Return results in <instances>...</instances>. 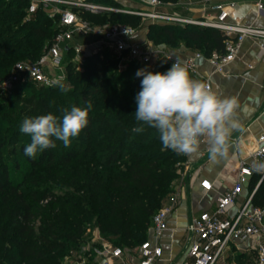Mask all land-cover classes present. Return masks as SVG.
I'll use <instances>...</instances> for the list:
<instances>
[{
    "label": "trees",
    "instance_id": "16d2710c",
    "mask_svg": "<svg viewBox=\"0 0 264 264\" xmlns=\"http://www.w3.org/2000/svg\"><path fill=\"white\" fill-rule=\"evenodd\" d=\"M69 8L95 25L120 23L141 28L131 14ZM27 10L25 0H0V79L8 77L18 62L37 61L59 31L57 15L50 18L42 8L33 14ZM146 29L147 40L155 46L174 50L183 43L205 55L224 52L225 37L216 29L170 24H149ZM72 57L69 48V62L64 63L70 83L67 92L31 81L16 84L7 94L0 92V159L18 149L26 167L16 181L8 178L5 168L1 172L0 264H61L67 249L79 246L88 224L115 247L139 246L147 239L152 216L184 170L186 157L165 149L157 129L143 125L142 132L133 131L141 126L134 113L143 79L135 74L143 68L163 73L164 66L129 63L119 70L111 55L105 60L93 55L85 57L79 67L70 61ZM88 102L92 104L88 124L71 138L72 147L52 137L56 147L37 152L34 158L25 155L31 143V137L20 131L25 118L49 113L62 117L65 109L85 108ZM24 103H33L27 112ZM259 181L253 175L249 191L256 188L252 204L264 208V180ZM49 185L65 191L54 193Z\"/></svg>",
    "mask_w": 264,
    "mask_h": 264
},
{
    "label": "built area",
    "instance_id": "2783aa9c",
    "mask_svg": "<svg viewBox=\"0 0 264 264\" xmlns=\"http://www.w3.org/2000/svg\"><path fill=\"white\" fill-rule=\"evenodd\" d=\"M25 1L28 2V14L35 13L39 8L46 11L54 9V12L49 13L48 16L50 18L56 15L59 17V31L37 61L18 62L13 66L8 77L0 79L2 94H7L16 84L25 81L45 87L53 86L51 81L66 76L64 63L69 48L73 51L70 61L78 65L82 62V57L95 55L102 58V53L108 50L117 61L118 69L121 70L129 63H134L151 68L162 65L166 72L174 61L180 60L188 67L193 78L203 80L210 86L211 74L201 73L199 68L201 61L211 66L212 73H222L224 67L235 58L246 38L259 41L262 54H264V27L244 25L234 15L237 4L242 0H201L203 16L199 19L158 12L154 9L159 8V0H147L148 5L154 8L148 13L127 12L131 15H143L152 21L161 23L194 25L220 31L225 37L224 52H212L209 55L198 50L181 55L152 43L141 42L140 28L120 23L95 25L81 19L69 8L77 6L92 11L108 10L89 0ZM62 6H67V8H62ZM256 7L259 12H264L262 0L256 2ZM75 35L93 36L98 40L70 47L69 43ZM184 156L187 159L188 155ZM250 157L264 162V134L258 138V147L250 154ZM186 163L187 160L185 165ZM185 165L183 172H185ZM181 175L174 182L173 192L165 200L168 203L162 205L152 216L147 239L132 249L115 247L110 243L102 244L97 251L99 264H157L160 262L163 252L158 240L167 230L168 217L179 199ZM252 176L253 170L246 165V159L240 160L236 180L218 197L215 209L212 212L199 213L188 226L189 241L184 259L174 264H225L230 256L236 253L242 254V246L247 242H250V246L246 249L254 253V261L251 264H264V208L252 204L256 188L237 205L239 196L244 187L249 184ZM262 179H264V173L260 181ZM200 185L205 192L212 189V184L207 180H203ZM231 208H236L233 214H230Z\"/></svg>",
    "mask_w": 264,
    "mask_h": 264
},
{
    "label": "crops",
    "instance_id": "0c3cea01",
    "mask_svg": "<svg viewBox=\"0 0 264 264\" xmlns=\"http://www.w3.org/2000/svg\"><path fill=\"white\" fill-rule=\"evenodd\" d=\"M200 1L197 0V7H194L192 16L183 17L202 18ZM257 1L242 0L237 4L234 15L242 24L264 27V12L257 10ZM97 40L90 36L81 44H89ZM140 41L151 43L147 40L146 27L140 28ZM69 46L71 47V42ZM260 47L259 41L246 38L235 58L224 67L222 73H212V68L207 62L199 63L202 74H211V86L214 91L222 96L234 97L238 101L234 118L239 128L232 132L229 154L226 158L210 160L207 144L203 138L200 151L188 155L185 172L181 175L179 199L168 217L167 230L158 240L163 254L157 264H174L184 259L189 241L188 226L199 213L212 212L215 209L218 197L236 180L240 160L246 159V165L253 170L254 176L261 178L264 173V171L256 170V164L262 162L250 157V154L258 147V138L264 134V54ZM161 48L172 50L166 46ZM173 51L187 55L195 50L180 47ZM203 180L212 184L211 191L203 190L200 185ZM249 184L244 187L237 205L250 194ZM167 203L168 201H165L163 205ZM235 209L231 208L230 214H233ZM249 246L250 242L243 244L242 254L254 256L250 249H246ZM253 261L254 259L251 263Z\"/></svg>",
    "mask_w": 264,
    "mask_h": 264
},
{
    "label": "clouds",
    "instance_id": "9594fccd",
    "mask_svg": "<svg viewBox=\"0 0 264 264\" xmlns=\"http://www.w3.org/2000/svg\"><path fill=\"white\" fill-rule=\"evenodd\" d=\"M135 75L143 79L135 98L134 113L141 126L134 128V132H142L143 125L155 128L165 149L183 155L199 152L203 138L210 160L228 156L232 132L239 128L234 118L238 107L236 98L222 96L208 83L193 78L180 60L174 61L166 72L143 68ZM63 81L64 77H59L51 84L67 92L70 89ZM91 107L88 102L85 108L65 109L62 117L49 113L25 118L20 131L31 137V143L24 149L25 155L34 158L37 152L56 147L52 137L62 141L65 147L70 146L71 138L79 136L87 126ZM256 170L264 171V162L256 164Z\"/></svg>",
    "mask_w": 264,
    "mask_h": 264
},
{
    "label": "rangeland",
    "instance_id": "374dc122",
    "mask_svg": "<svg viewBox=\"0 0 264 264\" xmlns=\"http://www.w3.org/2000/svg\"><path fill=\"white\" fill-rule=\"evenodd\" d=\"M2 1H13V0H2ZM98 2L99 3L97 4L108 9V10H103V11H108V12L118 13V14H128L127 13L128 11L145 14V13H148L150 10L154 9L148 5L147 0H99ZM196 2L197 0H179L176 3H167V2L160 1L159 8H156L154 10L161 12V13H165V14H179L181 16H192V14H194V11H193L194 7L195 6L197 7ZM115 3L118 4L119 6H115ZM98 11H101V10H98ZM51 12H54V9H51V10L47 9L46 11L47 14ZM132 16L137 18V20H134V21L136 25L139 27H146L149 24H166V25L170 24V23H161L159 21H152L150 18H147L143 15H132ZM170 25L185 26V25H179V24H170ZM89 38L90 36L75 35L74 39L71 41V46H75L77 43L79 44L84 43ZM180 47H185V46L182 43V44H179V46H177V48H180ZM173 48H175V46ZM111 54L112 53L107 50L106 53H102V58L105 60L106 56H110ZM84 58L85 57L81 58L82 61L84 60ZM68 59L69 58H65V63L69 62ZM78 66L82 67L81 63ZM126 66L124 67V69L126 68ZM63 82L65 86H70V83L67 82L65 77H64ZM32 104L29 105L28 103H24L23 108L25 112L29 111L32 108ZM27 138L28 137H25L24 139L27 140ZM1 140L2 139L0 138V141ZM2 142L5 144L3 148L4 149L8 148L6 147V143L4 142V140ZM69 147H72V143L70 144ZM16 165H18L17 169H16ZM0 168H1L0 176L2 174L1 173L2 169L5 168L8 178L16 181L19 178H21L20 177L21 172L22 170L26 168L25 158L22 156V154L19 153L18 149L16 153L12 155L11 157H7L3 154V156L0 159ZM40 169L42 168L39 167L37 170L40 171ZM26 184L28 183L26 182ZM49 186H51L52 187L51 190L57 194H63L65 191V190L57 189L56 187L52 185H49ZM21 191L25 194L24 187H22ZM26 198H28V196H26ZM37 226H38V222H36V227ZM84 229H85L84 234H83L82 239L80 240L81 242H79V246L76 248L74 247L73 249H70V248L67 249V253L63 256L62 260L60 261L61 264H78L79 262H82L83 264H99L100 263L97 251L101 248L102 244L109 243V242L101 238L98 228L95 227L93 224L86 225ZM10 247L11 245H9L8 248ZM250 255L249 256L244 255L245 258L242 260L243 256L239 257V253H236L233 256H230L229 259L225 262V264H238V262H240L241 264H249V262L251 263L252 259H254V256L251 255L253 257L252 258Z\"/></svg>",
    "mask_w": 264,
    "mask_h": 264
},
{
    "label": "water",
    "instance_id": "95a60500",
    "mask_svg": "<svg viewBox=\"0 0 264 264\" xmlns=\"http://www.w3.org/2000/svg\"><path fill=\"white\" fill-rule=\"evenodd\" d=\"M74 7H77V6H74ZM262 180H264V179H262ZM262 180L259 182V184L262 182ZM259 184H258V185H259ZM258 185H257V187H258Z\"/></svg>",
    "mask_w": 264,
    "mask_h": 264
}]
</instances>
